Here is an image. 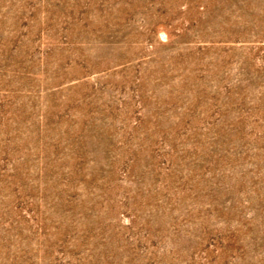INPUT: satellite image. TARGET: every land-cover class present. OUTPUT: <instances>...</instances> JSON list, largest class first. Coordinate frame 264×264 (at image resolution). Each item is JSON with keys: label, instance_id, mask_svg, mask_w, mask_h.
Segmentation results:
<instances>
[{"label": "rangeland", "instance_id": "rangeland-1", "mask_svg": "<svg viewBox=\"0 0 264 264\" xmlns=\"http://www.w3.org/2000/svg\"><path fill=\"white\" fill-rule=\"evenodd\" d=\"M0 264H264V0H0Z\"/></svg>", "mask_w": 264, "mask_h": 264}]
</instances>
